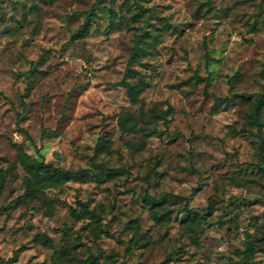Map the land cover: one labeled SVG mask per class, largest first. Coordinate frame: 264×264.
<instances>
[{
    "label": "rangeland",
    "instance_id": "374dc122",
    "mask_svg": "<svg viewBox=\"0 0 264 264\" xmlns=\"http://www.w3.org/2000/svg\"><path fill=\"white\" fill-rule=\"evenodd\" d=\"M263 76L261 0H0V257L264 264ZM17 148L86 173L21 198Z\"/></svg>",
    "mask_w": 264,
    "mask_h": 264
},
{
    "label": "trees",
    "instance_id": "16d2710c",
    "mask_svg": "<svg viewBox=\"0 0 264 264\" xmlns=\"http://www.w3.org/2000/svg\"><path fill=\"white\" fill-rule=\"evenodd\" d=\"M263 4V10H264V0H261ZM94 17V7L92 6L86 13L83 18L82 23L75 29V31L70 35L69 41H72L77 38H81L84 35L87 34L89 25ZM108 24L105 27V32L108 33L110 28L113 26V18L114 13L109 11L108 14ZM137 51L136 45L133 46L130 52V57H134L135 53ZM127 72V68L125 69ZM264 78V76H263ZM120 85L125 88V93L128 97V100L130 102H134L137 96V93L140 92L142 89L141 85L139 83H133L130 84L123 80L121 78L118 82L114 83L113 86ZM0 96L2 94L0 93ZM220 101H228V99H220ZM264 107V90L261 94L257 95L252 102V112L250 117L252 118V121L255 123H260V116L262 113V109ZM117 123L119 125V129L121 133H131L133 132V129L135 127V120L129 115V116H119L117 118ZM27 140H30V138L27 136ZM261 145V144H260ZM103 147V143L98 139L95 145V150H100ZM261 147V146H260ZM95 152V153H96ZM16 160L22 170L25 172V177L23 179V185H24V192L21 196V198H25L28 195H33L35 191L40 190L45 185H56L58 183L66 182L71 178H80L85 173V169H81L78 171H69V170H63L59 167L54 166L51 163H46L44 160L40 159L37 160L33 157H31L26 152L22 151L20 148H17L16 151ZM262 164H264V156L262 157ZM259 169L264 171V167L259 166ZM105 171H108L106 168H101L99 170V173L96 175V177H100ZM146 199L151 203L150 212L153 219L156 220V222H159L161 220H168L169 214L165 212H158L155 209L156 207L161 206L164 197L160 199H153L146 196ZM194 215L192 216V218ZM16 253H13L9 258L3 259L0 257V264H10L15 260ZM254 264V263H251Z\"/></svg>",
    "mask_w": 264,
    "mask_h": 264
}]
</instances>
